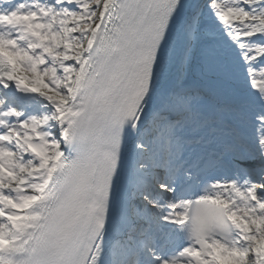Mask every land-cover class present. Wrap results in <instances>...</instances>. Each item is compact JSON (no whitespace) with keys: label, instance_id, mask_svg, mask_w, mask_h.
I'll return each mask as SVG.
<instances>
[{"label":"snow or ice","instance_id":"6c2138e0","mask_svg":"<svg viewBox=\"0 0 264 264\" xmlns=\"http://www.w3.org/2000/svg\"><path fill=\"white\" fill-rule=\"evenodd\" d=\"M0 264H264V0H0Z\"/></svg>","mask_w":264,"mask_h":264}]
</instances>
